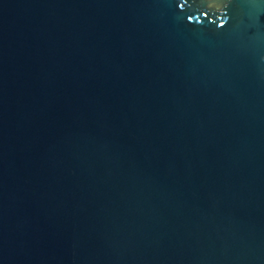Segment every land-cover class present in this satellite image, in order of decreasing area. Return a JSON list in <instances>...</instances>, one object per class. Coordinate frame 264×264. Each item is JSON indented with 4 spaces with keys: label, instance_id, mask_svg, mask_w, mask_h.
Segmentation results:
<instances>
[{
    "label": "water",
    "instance_id": "water-1",
    "mask_svg": "<svg viewBox=\"0 0 264 264\" xmlns=\"http://www.w3.org/2000/svg\"><path fill=\"white\" fill-rule=\"evenodd\" d=\"M0 264H264V0H0Z\"/></svg>",
    "mask_w": 264,
    "mask_h": 264
}]
</instances>
